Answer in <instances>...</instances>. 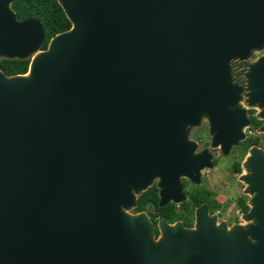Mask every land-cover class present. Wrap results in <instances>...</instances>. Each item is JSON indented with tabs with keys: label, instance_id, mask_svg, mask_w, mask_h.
<instances>
[{
	"label": "water",
	"instance_id": "95a60500",
	"mask_svg": "<svg viewBox=\"0 0 264 264\" xmlns=\"http://www.w3.org/2000/svg\"><path fill=\"white\" fill-rule=\"evenodd\" d=\"M13 1L0 0V58H30V75L0 70V264H264L257 146L241 174L252 224L217 223L201 204L193 225L161 217L156 235L132 212L154 182L159 206L183 202L210 148L245 139L243 98L264 118V54L247 88L231 74L264 50V0H58L71 26L45 49L40 20L17 19Z\"/></svg>",
	"mask_w": 264,
	"mask_h": 264
},
{
	"label": "trees",
	"instance_id": "16d2710c",
	"mask_svg": "<svg viewBox=\"0 0 264 264\" xmlns=\"http://www.w3.org/2000/svg\"><path fill=\"white\" fill-rule=\"evenodd\" d=\"M11 7L19 20L28 17H35L40 20L44 29L41 49L47 47L49 40L54 35L68 30L71 26L58 0H14L11 2ZM29 62L30 58H0V70L8 76L24 74L27 72ZM186 192L188 198L179 204L181 210H177L175 203L159 206L158 188L153 184L137 196L136 205L132 212L146 211L154 223L157 222L158 217L166 216L169 222L180 219L185 226H191L194 208L202 201L207 200L208 194L201 185H194L186 189ZM237 207L242 213L248 210L244 195L238 199Z\"/></svg>",
	"mask_w": 264,
	"mask_h": 264
},
{
	"label": "flooded vegetation",
	"instance_id": "af4514ba",
	"mask_svg": "<svg viewBox=\"0 0 264 264\" xmlns=\"http://www.w3.org/2000/svg\"><path fill=\"white\" fill-rule=\"evenodd\" d=\"M252 56L256 57L257 55L253 54ZM249 62H250L249 60H247V61H239V62L237 61V62H233L232 66H231V74H232L233 80L241 88H245L246 87V81H245V77H244V72L246 71L247 66L248 65H254L257 62V60H255V62H253L251 64H249ZM256 77H258V75L254 76V78H256ZM258 103H259V101H258ZM256 105H257V103H256ZM256 109H257V107H252V106H248L247 105L246 111H247V115H248V119H249L248 127H249V130H250V133L247 132L245 139L240 141L239 147L238 146L237 147H233L231 149V151L229 152V154H227V155H224L219 149H211L210 148V152L213 155V157H212V167L211 168H205L202 171L201 179L203 181V185L202 184H197V185H201L203 188H205L206 189V193L208 194L207 200L202 201L198 206H200L201 204L207 205L208 206V214L210 216L211 215H215L216 222H217V220L220 221V219L223 217L224 213H226V215L228 214V216L231 215V214L229 213V208L226 209V210L224 209L225 207H227L226 204H225L226 203L225 201H226V199L228 197H224L222 194H220V192L217 189H215V188L210 186V182H208V180H209L208 173H211L213 171V169H215L217 167L219 160L223 161L222 158L225 159V161H223L222 166H225V165L227 166V157L230 156L233 153H236L238 151L236 158L233 159V161L231 162V164L229 166H230L231 172L239 175V173L241 172V161H242V158H239V155L243 157V154L241 155V153L242 152H246L252 146H257L259 148L264 149V134L258 132V130H257L260 126L264 125V120L260 119L257 116L259 111H257ZM196 131H198V132L200 131L199 132L200 134L199 133L197 134ZM191 134H193V136H195V140L197 141V144H200V143L203 142L204 147H208L209 146V144H210V136H209V133H208L207 123L202 122V124L199 127L192 129ZM255 141H257V143H254ZM247 143H249V144L247 145ZM200 148H202V147H200ZM229 166H227V168H229ZM181 181H182V183L184 185L183 192H184V194L186 196L185 200H187L188 195H187L186 189H189V187H193L196 184L191 183L186 178H182ZM232 183H233V180L231 179V184ZM153 184L156 185V182H154ZM230 186L232 187L233 184L230 185ZM243 195L245 196V201L247 203L248 196L245 195V194H243ZM243 195H238L236 197L235 201H234V204H232V207L230 208V210H232V208L236 206V208H237V210H236L237 216L236 215L234 216V214L232 213V217L227 219V224L228 225H231V224L239 221V217L238 216L242 212L240 211L239 207H237V201ZM170 203H172V202H168L167 204H170ZM181 203H179V204H181ZM167 204H165V205H167ZM179 204H176V207L178 208L177 210H181V207H180ZM195 208H194V211H193V217H192V221H191L192 224L191 225H193L194 221H195L194 220L195 219ZM161 217H166V216H161ZM161 217H158L157 220L159 218H161ZM156 223H155V232H156V235H157L158 234V228H157ZM170 223H173V222H170Z\"/></svg>",
	"mask_w": 264,
	"mask_h": 264
},
{
	"label": "rangeland",
	"instance_id": "374dc122",
	"mask_svg": "<svg viewBox=\"0 0 264 264\" xmlns=\"http://www.w3.org/2000/svg\"><path fill=\"white\" fill-rule=\"evenodd\" d=\"M253 54H256L257 56L256 57H251V58H249V59H247V60H249L250 62H249V64H251V63H253V62H255V60H257V57H259V56H261V55H263L264 54V50L263 51H258V52H255V53H253ZM246 60V61H247ZM239 62V60H236V61H233V62ZM242 61V60H241ZM249 66V65H248ZM247 66V67H248ZM245 88H247V83H246V87ZM246 92H248V91H243V94H246ZM258 105H259V103H257ZM240 105L241 106H243L245 109L247 108V103L244 101V98H243V100L240 102ZM255 107H257V106H255ZM262 108H260V107H257V111H260ZM262 120H264V118H262ZM202 122H204V121H202ZM202 122H201V124H202ZM206 123V122H205ZM201 131V130H200ZM199 131V132H200ZM245 131H246V134H247V132L248 133H250V130H249V127L247 126L246 128H245ZM198 131H196V133L198 134L199 133ZM261 133V132H260ZM200 134V133H199ZM190 138L191 139H193V140H195V136H193V134H191L190 133ZM196 141V140H195ZM239 144H240V142L238 143V145H236V146H233V147H239ZM200 147H202V148H200ZM232 147V148H233ZM200 148V149H199ZM203 148H205L204 147V144H203V142L202 143H200V144H197V151H199V150H202ZM231 148V149H232ZM215 149H219V148H215ZM249 150V149H248ZM248 150L246 151V152H242L241 153V155L243 154V157L242 156H240L239 155V158H242V161H241V172L239 173V175H237V174H235V173H233V172H231V169H230V164H231V162L233 161V159H235L236 158V156H237V152L236 153H233V154H231L230 156H228L227 157V166H229V168H227V166L225 165V166H222V164H223V161H225V159H223L222 158V160L223 161H221V160H219V162H218V165H217V167L215 168V169H213V171L211 172V173H208V178H209V180H208V182H210V186L211 187H213V188H215V189H217L219 192H220V194H222L224 197H228L227 199H226V206L227 207H225L224 209L226 210V209H228L229 208V213L231 214V215H229L228 216V214L226 215V213H224V215H223V217L220 219V221H224V222H226L227 223V219L228 218H230V217H232V213L234 214V216L236 215L237 216V214H236V210H237V208H236V206L235 207H233L232 208V210H230V208L232 207V204H234V201H235V199H236V197L238 196V195H243V194H245V195H247L248 196V200L251 198V194L249 193V191H247V183L244 181V179L241 177V174L243 173H246L245 172V169H243L242 168V164H243V161H244V158L246 157V155H248ZM231 151V150H230ZM229 154V153H228ZM227 155V154H226ZM219 166V167H218ZM222 166V167H221ZM202 177V176H201ZM204 177V176H203ZM205 178V177H204ZM233 180V186L231 187L230 185H232L231 184V179ZM200 184H202L203 185V181H202V179H201V182H200ZM197 185V184H196ZM189 188H191V187H189ZM242 214V213H241ZM241 214L238 216L239 217V222L243 225V226H247V225H249V224H252L253 223V221L252 220H247V219H245V218H242L241 219ZM220 221H218L217 220V223L218 222H220Z\"/></svg>",
	"mask_w": 264,
	"mask_h": 264
},
{
	"label": "bare ground",
	"instance_id": "6f19581e",
	"mask_svg": "<svg viewBox=\"0 0 264 264\" xmlns=\"http://www.w3.org/2000/svg\"><path fill=\"white\" fill-rule=\"evenodd\" d=\"M30 75L29 71L26 74H23L22 76L28 77Z\"/></svg>",
	"mask_w": 264,
	"mask_h": 264
}]
</instances>
